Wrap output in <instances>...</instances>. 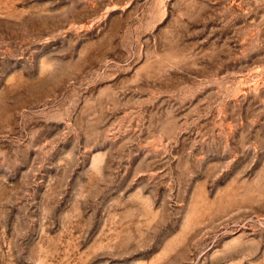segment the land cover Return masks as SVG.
I'll return each mask as SVG.
<instances>
[{
  "label": "rangeland",
  "instance_id": "obj_1",
  "mask_svg": "<svg viewBox=\"0 0 264 264\" xmlns=\"http://www.w3.org/2000/svg\"><path fill=\"white\" fill-rule=\"evenodd\" d=\"M0 264H264V0H0Z\"/></svg>",
  "mask_w": 264,
  "mask_h": 264
}]
</instances>
